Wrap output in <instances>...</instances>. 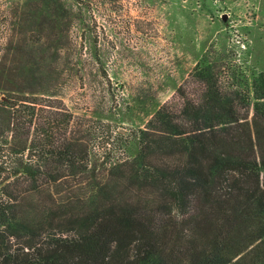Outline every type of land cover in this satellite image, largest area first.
<instances>
[{
	"label": "trees",
	"instance_id": "obj_1",
	"mask_svg": "<svg viewBox=\"0 0 264 264\" xmlns=\"http://www.w3.org/2000/svg\"><path fill=\"white\" fill-rule=\"evenodd\" d=\"M71 13L44 0L41 20ZM22 49L0 60V264H264V71L225 83L204 56L137 156L101 169Z\"/></svg>",
	"mask_w": 264,
	"mask_h": 264
},
{
	"label": "rangeland",
	"instance_id": "obj_2",
	"mask_svg": "<svg viewBox=\"0 0 264 264\" xmlns=\"http://www.w3.org/2000/svg\"><path fill=\"white\" fill-rule=\"evenodd\" d=\"M60 2L73 13L57 24L41 20L44 0H0V60L17 45L24 61L38 49L41 103L62 100L77 125L86 123L101 169L137 156L139 130L204 56L222 78L236 75L225 83L243 76L251 86L264 71V0H86L85 20L73 0Z\"/></svg>",
	"mask_w": 264,
	"mask_h": 264
}]
</instances>
